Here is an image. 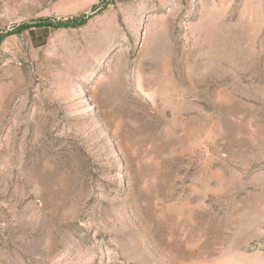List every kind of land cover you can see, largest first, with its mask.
<instances>
[{
  "label": "rangeland",
  "instance_id": "obj_1",
  "mask_svg": "<svg viewBox=\"0 0 264 264\" xmlns=\"http://www.w3.org/2000/svg\"><path fill=\"white\" fill-rule=\"evenodd\" d=\"M0 264H264V0H0Z\"/></svg>",
  "mask_w": 264,
  "mask_h": 264
},
{
  "label": "trees",
  "instance_id": "obj_2",
  "mask_svg": "<svg viewBox=\"0 0 264 264\" xmlns=\"http://www.w3.org/2000/svg\"><path fill=\"white\" fill-rule=\"evenodd\" d=\"M28 25H32V24H27L26 26H28Z\"/></svg>",
  "mask_w": 264,
  "mask_h": 264
}]
</instances>
